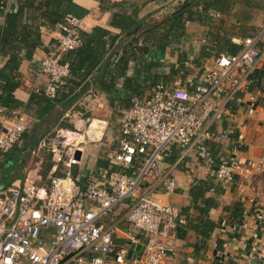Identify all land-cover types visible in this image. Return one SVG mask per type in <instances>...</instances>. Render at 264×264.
<instances>
[{
	"label": "crops",
	"instance_id": "crops-1",
	"mask_svg": "<svg viewBox=\"0 0 264 264\" xmlns=\"http://www.w3.org/2000/svg\"><path fill=\"white\" fill-rule=\"evenodd\" d=\"M42 1L0 0V101L4 95L3 86L10 78L14 77L18 85L4 102H0V131L14 116H22L27 125L22 141L16 146L20 158L13 168L8 169L9 162L0 154V164L4 165L0 168V190L4 188L5 174L18 176L14 184L24 180L33 182L42 192L48 186L50 174L63 177V169H54L51 155L44 147L59 130L64 131L77 148V163L70 169L73 184L67 185L74 192L82 190L89 181L103 186L105 180L99 176L100 171L119 169L128 174L129 167L120 168L112 161L119 139L118 111L126 107V102L114 100V95L110 102L107 95L93 92L92 84L84 92H81L83 85L71 92L63 89L53 101L44 95L47 79L36 80L32 72L57 43L58 32L45 21ZM110 2H124L126 11L136 9L139 18L149 17L157 23L176 11L185 0ZM249 2V7L236 4L228 16L217 13L204 23L186 25V36L158 59L164 65L176 64L180 55L187 57L184 64L201 59L202 71L195 68L186 78L178 77L168 85L193 88L202 77L204 65L210 66L216 53L235 51L246 38L258 37V47L264 51V0ZM72 4V12L81 18L82 32L88 34L94 28L107 30L117 37L115 48L121 51L127 42L120 30L110 26L112 14L100 10L99 0H73ZM244 11L248 12V19L242 17ZM143 45L140 40L136 44L137 47ZM106 59L107 51L102 61ZM103 70L113 71V65L108 68L104 65ZM133 70L134 65L130 63L127 75L131 76ZM260 70H264L263 60L253 73ZM167 72L166 67L163 73ZM95 74L96 71L91 73L87 81L91 82ZM123 81L117 79L116 94L121 92ZM261 84L263 90L255 88L214 98V111L199 133L200 142L216 162L232 156L238 161L240 170L230 184L216 180V163L205 166L195 155L194 148L182 152L173 145L159 162L155 179L141 188L142 192L178 210L182 226L186 228L184 237H179L175 230L170 240L173 252L165 257L164 264H264V220L258 221L254 216L255 210L264 212V165H260L264 157V82ZM149 90H144L143 96ZM223 133L239 143L235 153L230 145L220 140ZM15 152L11 153L12 160H17ZM169 180L174 181L171 191L166 190ZM198 182H203L206 190L194 201L193 187ZM200 198L215 205L207 215L199 211L205 208ZM128 209V203L118 206L111 219L101 223L103 229L112 234L117 246H127L129 258H135L143 248L144 239L127 223ZM234 211H242L240 224L232 217ZM244 223L246 227L243 228Z\"/></svg>",
	"mask_w": 264,
	"mask_h": 264
},
{
	"label": "built area",
	"instance_id": "built-area-1",
	"mask_svg": "<svg viewBox=\"0 0 264 264\" xmlns=\"http://www.w3.org/2000/svg\"><path fill=\"white\" fill-rule=\"evenodd\" d=\"M55 28L57 43L32 72L36 80L47 79L43 92L50 99L70 73L69 64L61 57L81 45V18L67 13ZM258 41V37L246 38L238 53L214 56L210 66L204 65L202 77L191 91L158 83L145 97H132L129 107L119 109V139L112 161L128 168L139 160L140 166L130 175L119 169L100 171L103 186L89 181L74 192L67 183L73 184L70 169L77 163V148L64 131H57L44 147L54 169H63V177L50 174L43 192L26 180L0 190V264H164L165 257L173 252L170 240L175 228L183 219L174 207L141 188L155 179L159 162L173 145L182 152L194 148L205 166L216 163V180L224 185L233 181L240 170L236 158L216 162L200 142L199 133L214 111V98L247 92L254 83L250 76L264 61ZM26 130L22 116L7 122L0 131V154L17 146ZM220 140L230 145L232 153L240 147L226 133ZM260 165H264V157ZM173 188L174 181L169 180L166 190ZM125 203L129 204L127 223L144 239L135 258H129L127 246H117L101 223L110 220L114 210ZM254 216L264 220L262 210H255Z\"/></svg>",
	"mask_w": 264,
	"mask_h": 264
},
{
	"label": "trees",
	"instance_id": "trees-1",
	"mask_svg": "<svg viewBox=\"0 0 264 264\" xmlns=\"http://www.w3.org/2000/svg\"><path fill=\"white\" fill-rule=\"evenodd\" d=\"M72 1L43 0V17L45 21L50 26H55L65 14L73 13L71 10L73 6ZM99 2L101 11H110L112 14L110 26L120 30V35H122L123 40L127 43L118 52V49L115 48L118 44L116 43L117 37L110 34L107 30L94 28L88 34L79 30L81 45L76 50L68 52L61 57V61L69 64V76L63 80L57 90L56 96L53 99L48 98L51 101L58 99L57 95L63 89L68 88L69 92H71L78 86L83 85L81 92H84L92 84L94 87L93 92L107 95L110 98V102L112 101L111 96L114 95V100L126 102L125 108H127L130 106V99L132 97H145L143 96V91L151 89L158 83L168 85L173 83L178 77L184 79L195 68H199L202 71L201 59L193 62V66H185L184 63L187 61L185 55H180L177 58L176 64L164 65V62L158 59V57L164 56L170 50L171 45L181 42L186 36V25L188 23H204L208 17L217 13L228 16L232 13L234 6L239 3H242L243 6L245 5L244 7L250 6L249 0H246V4L244 0H239L238 2L236 0H185L176 11L155 23L149 17L148 19L139 18V12L136 9L130 12L126 11L127 7L124 2L112 3L110 0H99ZM256 6L259 7L258 4ZM242 17L248 19V12L244 11ZM9 25L11 26V23ZM139 40L144 44L141 47L136 46ZM239 49L241 48L239 47L237 50L228 53L234 55L238 53ZM106 51L107 59L103 62L102 60ZM217 54L219 53H216L215 56ZM113 59H115V62L112 61ZM130 63L134 65V70L133 74L128 76L127 71ZM104 65H107V68L113 65V71H104ZM166 67L168 69L167 74L163 73ZM94 71H96V74L93 76L94 79L88 82V77ZM117 79L124 80L119 94L114 92L116 91ZM250 79L254 83L248 88V91H252L255 88L263 90V84L261 83L264 82V70L254 72L251 74ZM17 87L18 85L14 82V77L10 78L3 86L2 94L4 95L1 96L0 102H4L8 95ZM192 89L191 87L187 90L191 91ZM29 141H31V137ZM34 146L36 144H32V147ZM14 151L18 153L17 160H12L11 153ZM18 151L15 146L10 152L2 155L9 162L8 169L13 168L15 161L17 162L20 158V152ZM3 166V164H0V168H3ZM139 166L140 161H134L129 167L128 174L138 169ZM6 175L3 176L2 180L3 189L10 187L18 178V176L9 177ZM193 190L192 196L195 201L198 197L203 196L206 187L203 182H198L193 187ZM196 191L197 193H195ZM200 201L205 208H199V211L204 215H207V211L215 206L213 203H209L208 199L200 198ZM241 212L234 211L232 213V217L239 224L242 220ZM175 230L179 237L185 236L186 228L182 224H178Z\"/></svg>",
	"mask_w": 264,
	"mask_h": 264
},
{
	"label": "rangeland",
	"instance_id": "rangeland-1",
	"mask_svg": "<svg viewBox=\"0 0 264 264\" xmlns=\"http://www.w3.org/2000/svg\"><path fill=\"white\" fill-rule=\"evenodd\" d=\"M8 166H9V165H8ZM108 264H113V263L109 262Z\"/></svg>",
	"mask_w": 264,
	"mask_h": 264
}]
</instances>
